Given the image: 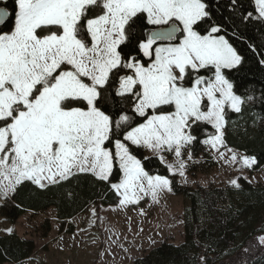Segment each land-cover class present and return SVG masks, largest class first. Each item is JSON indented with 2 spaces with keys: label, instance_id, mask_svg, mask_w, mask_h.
<instances>
[{
  "label": "snow or ice",
  "instance_id": "1",
  "mask_svg": "<svg viewBox=\"0 0 264 264\" xmlns=\"http://www.w3.org/2000/svg\"><path fill=\"white\" fill-rule=\"evenodd\" d=\"M230 3L235 15L239 0ZM13 4L0 0V177L7 181L0 183V195L5 198L26 181L46 187L45 181L87 172L108 182L121 204L138 203L141 195L156 199L172 190V181L150 175L133 146L156 153L161 163L163 153L181 158L197 143L223 156L226 107L240 114L246 103L257 101L234 91L229 73L244 57L226 36L228 29L213 21L206 0ZM255 5L257 15L241 13L242 22L264 23V0ZM232 37L259 54L235 22ZM259 63L264 65V58ZM241 160L246 167L256 163L254 157ZM167 167L185 175L183 159Z\"/></svg>",
  "mask_w": 264,
  "mask_h": 264
},
{
  "label": "trees",
  "instance_id": "2",
  "mask_svg": "<svg viewBox=\"0 0 264 264\" xmlns=\"http://www.w3.org/2000/svg\"><path fill=\"white\" fill-rule=\"evenodd\" d=\"M206 3L213 21L228 29L226 36L244 57L239 68L229 73L234 91L257 97L256 102L246 103L240 114L226 108L224 144L247 157H254L255 169H261L264 167V101L260 97L264 92V65L259 60L264 58V23L255 19L251 23L241 21V13L252 11L257 15L255 0H239L240 11L235 15L230 11V0H206ZM7 6L14 7L13 0H8ZM234 22L239 25V32L256 44L259 54L232 37ZM202 127L210 133L215 132L211 125ZM191 151L195 158L207 153L202 143L195 144ZM133 154L150 175L168 177L173 193L184 197L187 205L184 244L176 246L166 242L134 264H264L263 248L256 238L259 228L264 227L263 187H255L245 179L240 180V188L236 190L183 187L159 159H145L144 151L136 147H133ZM119 175L122 177V173ZM119 202L120 197L109 189L108 182L97 180L91 173H77L46 187L27 181L20 184L12 198L0 208V214L7 222L16 224L29 212L43 213L54 208L62 232H65L68 221L92 205L107 208ZM69 225L67 233L73 234L75 227ZM50 232L48 222L44 238ZM37 250L33 240H24L16 234L0 236V264H26Z\"/></svg>",
  "mask_w": 264,
  "mask_h": 264
},
{
  "label": "rangeland",
  "instance_id": "3",
  "mask_svg": "<svg viewBox=\"0 0 264 264\" xmlns=\"http://www.w3.org/2000/svg\"><path fill=\"white\" fill-rule=\"evenodd\" d=\"M223 133L225 135V127ZM141 149L148 159L160 160L151 150ZM206 149V155L197 158L192 155L191 149L185 150L181 158L172 153H163L162 164L178 165L179 159H183L186 165L185 175L175 176L183 187L191 189L218 187L236 190L240 188L241 179L255 187L264 188V167L255 169L256 163L251 167L244 166L241 158L245 155L225 144L220 148L223 156L207 146ZM233 154L237 156L236 161L231 159ZM10 160L11 157L9 162ZM0 183L7 181L0 177ZM44 183L47 186L52 185L46 181ZM13 194L14 192H9L7 198L0 195V208ZM186 207L184 197L175 195L172 190H164L158 193L156 199L151 195H141L138 203L125 205L119 202L107 208L92 205L86 212L68 221L65 232H62L54 208L43 213L29 212L16 224L7 222L0 214V236L16 234L24 240H33L36 243L38 250L26 264H134L137 259L166 242L176 246L184 244ZM48 222L51 232L44 238ZM70 223L75 227L73 234L67 233ZM262 237L264 227L259 228L256 237L257 244L264 252V244L260 243Z\"/></svg>",
  "mask_w": 264,
  "mask_h": 264
},
{
  "label": "crops",
  "instance_id": "4",
  "mask_svg": "<svg viewBox=\"0 0 264 264\" xmlns=\"http://www.w3.org/2000/svg\"><path fill=\"white\" fill-rule=\"evenodd\" d=\"M32 258H33V257H32ZM32 258H31V259H32ZM28 261H30V260H28ZM28 261H27V262H28ZM27 262H26V263H27Z\"/></svg>",
  "mask_w": 264,
  "mask_h": 264
}]
</instances>
